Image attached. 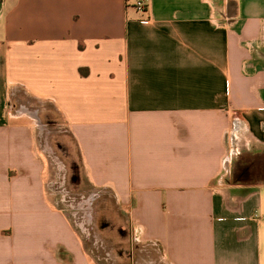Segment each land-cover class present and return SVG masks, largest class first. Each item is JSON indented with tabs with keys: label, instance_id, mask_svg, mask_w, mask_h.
<instances>
[{
	"label": "crops",
	"instance_id": "obj_1",
	"mask_svg": "<svg viewBox=\"0 0 264 264\" xmlns=\"http://www.w3.org/2000/svg\"><path fill=\"white\" fill-rule=\"evenodd\" d=\"M145 1L0 0V264H98L55 123L148 264H264V0Z\"/></svg>",
	"mask_w": 264,
	"mask_h": 264
},
{
	"label": "rangeland",
	"instance_id": "obj_2",
	"mask_svg": "<svg viewBox=\"0 0 264 264\" xmlns=\"http://www.w3.org/2000/svg\"><path fill=\"white\" fill-rule=\"evenodd\" d=\"M42 136L40 145L49 155L51 171L58 181L65 179L63 191L66 201L79 212L76 224L81 228L78 231L82 234L87 251H93L91 253L97 263L148 264L156 259L152 247L137 245L131 240L130 232L126 229L125 215L110 201L107 202L106 198L101 197L100 192L85 185L74 145L62 125H48ZM96 197L100 199H91ZM132 251L134 259L131 256Z\"/></svg>",
	"mask_w": 264,
	"mask_h": 264
},
{
	"label": "built area",
	"instance_id": "obj_3",
	"mask_svg": "<svg viewBox=\"0 0 264 264\" xmlns=\"http://www.w3.org/2000/svg\"><path fill=\"white\" fill-rule=\"evenodd\" d=\"M146 1L145 0H136L135 9L139 12H143L146 10Z\"/></svg>",
	"mask_w": 264,
	"mask_h": 264
}]
</instances>
